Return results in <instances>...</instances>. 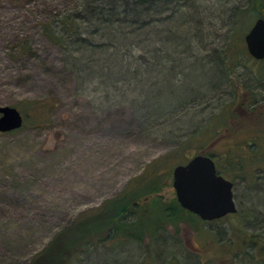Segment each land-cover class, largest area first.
<instances>
[{"label":"rangeland","instance_id":"rangeland-1","mask_svg":"<svg viewBox=\"0 0 264 264\" xmlns=\"http://www.w3.org/2000/svg\"><path fill=\"white\" fill-rule=\"evenodd\" d=\"M116 2L113 12L121 7ZM244 3L168 1L164 7L177 10L168 23L156 24L163 42L148 44L159 46V60L117 54L104 62L97 43L105 25L101 17L110 21L113 0H0V105L15 106L23 118L18 128L0 131V264H29L58 229L94 212L153 160L160 164L172 156L170 162L182 161L200 148L213 152L216 171L221 168L219 173L232 181L234 215L195 226L179 222L176 233L169 227L152 240L144 237L142 244L111 237L76 253L66 264H160L171 253L184 264H227L230 259L220 254L218 243L227 236L238 242L233 234L237 226L245 233L264 235V79L235 64L229 76L239 101H231L228 113L225 104L234 91L213 54L233 29L234 8ZM85 4L90 8L84 13ZM63 13L74 16L79 31L84 25L99 31L81 30L85 40L72 35L62 46L48 37L42 23L48 18L54 22ZM80 13L89 20H81ZM126 58L133 60L121 67ZM90 62L98 64L93 72L85 67ZM140 64L154 68L141 71ZM253 65L256 69L259 63ZM134 67L136 75L125 72H134ZM152 83L158 95L142 93L131 101L135 94L149 91ZM166 87L185 101L167 104L162 93ZM246 88L256 90L251 108L245 104ZM170 104L177 111L160 115ZM143 113H149L151 129L140 122ZM222 115L215 140L207 142L214 133L211 120L200 132L201 141L173 154V147L194 127ZM234 152L242 157L238 163ZM159 195L174 196L171 178ZM150 242L154 253L148 255L145 245ZM194 253L196 261L191 259ZM234 261L250 264L239 255ZM256 261L251 264H264Z\"/></svg>","mask_w":264,"mask_h":264},{"label":"trees","instance_id":"trees-1","mask_svg":"<svg viewBox=\"0 0 264 264\" xmlns=\"http://www.w3.org/2000/svg\"><path fill=\"white\" fill-rule=\"evenodd\" d=\"M116 1L117 0H113V5L110 7V21L109 17L106 19L101 17V23L105 25H103L101 32H99V38L101 41H98L97 44H101L100 47H98L100 54L106 56L103 61L106 62L108 58L115 57L117 54H126L130 57L133 56L132 58L138 60H144L146 57H151L152 55V57L157 60L159 57L156 52L160 51L159 46L153 45L148 48V44H152L153 41L161 42L162 44L163 36L161 37L160 29L157 27L160 25L156 24L168 23L166 20L169 19L170 15H172L177 9L175 7L168 9L164 6L168 1L174 0H119L121 7L119 11L113 12L112 9L119 4V2L117 3ZM84 8L85 13L90 6L85 4ZM232 13L231 24L233 29L228 32L226 41L220 45L219 48L213 50V54L216 55V59H218L217 61L221 63L220 72L223 73L224 78L227 79V77H229L228 84L231 86L232 91H234L233 97L230 101H227V104H225L226 112L228 113H230L229 107L231 101H239L237 99L238 94L235 96L237 87L232 85V79L229 76L231 72H234L233 68L235 64H240L249 71H253L252 74L255 75L257 79H264V64L260 63L259 59L253 58L247 52L242 38L243 33L255 17H264V0H245V3L241 6L237 5ZM80 18L83 21L89 20L88 18H83L81 13ZM192 18L193 17L190 16L191 20ZM54 22L52 19L48 18L43 21L42 28L51 40L57 41L58 44L62 46L65 45L66 39L72 35L77 36L78 39L85 40L86 37L80 34L81 30L84 31L85 29V34H92L99 31L97 27L94 29H88L87 25H84V29L80 27L79 31L78 22L71 13H63ZM110 22L112 23L110 24ZM242 22H246V24L239 26ZM175 23L178 26L179 23L180 26L182 25V21H176ZM171 36L174 37V34ZM103 38H106L107 40L103 41ZM20 45L23 46V42L20 43ZM115 45L118 46V48L115 49ZM108 49L111 50L109 51ZM150 51H152L153 54H151ZM132 58H126V60H123V64L120 62L119 65L121 67L125 66L126 63H129L128 61L131 62L133 60ZM144 62H147V60ZM255 63H259V66L256 69L253 65ZM97 65L98 64L95 65V63L90 62V64L85 67H87L88 71L93 72L95 69L94 67ZM140 67L142 68H140L141 71L145 70L148 72L154 68L148 64H140ZM133 71L134 72H125L128 74L134 73V75H136L137 72L135 71H137V68L134 67ZM135 81L137 83L142 82V77H140V80L136 79ZM155 84L156 83H152L151 85H148L149 87L147 89H149V91H143L138 95L135 94L131 101L136 102L142 93L147 96L149 95V97H155V95H158L159 88ZM261 88H263L262 85ZM244 90L246 92L244 97L245 104L251 108L256 102L254 92L256 90L253 91L251 88H246ZM162 93L165 95L166 99H168L167 104L171 102L182 104L185 101V96L180 97L176 95L169 87H166ZM37 105H39V103H36L33 107H36L38 110L40 108H37ZM138 106L139 105H137L136 108ZM167 106L168 109L166 108L164 111L162 109L160 115H169L170 113L177 111L175 110V107H172L173 105ZM138 109L141 110V107L139 106ZM139 113L140 112H138V116ZM147 115L143 113L142 117L139 119L141 123L145 124L144 127L146 129H151L153 122L149 121L151 117ZM224 117L225 116L222 115L215 119L210 118L205 124L194 127L192 131L187 133V135L180 140L175 147H173L177 148L174 152L172 151L173 154L184 151L186 148L188 149L193 144L194 140H197L198 138H200L199 141H201L202 135H200V132L211 120L215 124L212 127L214 133L207 142L211 140L212 137H214L213 140H215L218 131L216 127ZM248 144L252 146L251 142H248ZM198 152L210 156L211 154L213 155V152L209 151L207 148H200L194 153ZM234 153L238 155L237 160L235 161V163H238V160L240 159L241 161L242 157H240L241 155L238 152ZM190 156L186 155L185 157L188 158ZM170 158H163L165 161H162L160 164L165 163L167 166L164 165L162 167L153 160L152 163H149L148 167H145L138 176L132 178L121 191L105 198L98 205V210L96 209L94 212L84 214L81 217L79 216L77 219L58 229L48 240L46 245L35 254L29 264H66L76 253L88 248L91 249L93 245H96L99 242H106L111 237L113 239L117 237V239H121V241L135 240L139 244H142L144 237L148 240H152L161 235L164 231H168L169 227L172 228V232L174 231L176 233L179 229V222H189V224L195 226L196 222L210 221L227 217L231 214L234 215L236 210L218 218L209 220L201 219L193 212L180 206L175 196H172L171 198L161 197L159 191L162 187L169 184L172 166L176 163L184 162L187 159L186 158L182 161L173 159L174 161L172 160V162H170ZM235 165L237 166V169L240 168L239 165ZM218 172H223V170L219 168ZM236 228L238 232H233V234L237 236L238 242H235L230 236H227L226 240L218 243L220 254H223L225 258L228 257L230 259V261H226L227 264H249L243 261H240L242 263L235 262V256L238 255L241 259L249 260L250 264L257 262L256 260L264 261V235L245 233L238 226ZM151 246V242L145 245V252L148 255L154 253V248ZM246 246L250 247V249H247ZM236 253L238 254L236 255ZM196 254L194 253L191 259L196 261ZM155 255L157 259V253ZM179 259L180 257L178 255L176 256L174 253H171L169 258L162 259V263L160 264H184L181 263ZM152 262H154V259H152Z\"/></svg>","mask_w":264,"mask_h":264},{"label":"water","instance_id":"water-1","mask_svg":"<svg viewBox=\"0 0 264 264\" xmlns=\"http://www.w3.org/2000/svg\"><path fill=\"white\" fill-rule=\"evenodd\" d=\"M247 52L264 59V17L253 19L243 33ZM21 112L13 105H0V131L18 128ZM174 196L183 208L201 219H214L236 210L232 198V181L216 171L210 155L198 152L171 168Z\"/></svg>","mask_w":264,"mask_h":264}]
</instances>
